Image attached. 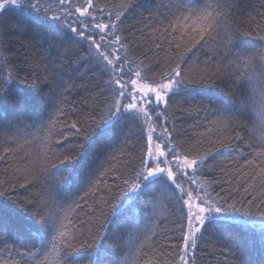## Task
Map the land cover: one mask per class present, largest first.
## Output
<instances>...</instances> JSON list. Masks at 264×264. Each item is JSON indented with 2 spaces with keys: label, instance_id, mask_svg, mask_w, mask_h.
<instances>
[{
  "label": "trees",
  "instance_id": "1",
  "mask_svg": "<svg viewBox=\"0 0 264 264\" xmlns=\"http://www.w3.org/2000/svg\"><path fill=\"white\" fill-rule=\"evenodd\" d=\"M42 2L56 8L55 0ZM177 2L94 0L106 9L105 17L107 10L115 13L121 5H134L120 24L127 45L121 54L127 52L130 59L142 62L150 77L159 78L179 64L182 76L194 82L169 99L167 126L185 151L207 157L200 173L207 190L246 206L255 197L251 210L259 206L264 211V172L260 171L264 157L259 155L264 153V127L249 111H237L249 99L247 77L264 71V0H234L235 7L216 16L214 30H207L203 38L199 25L196 31L182 27V14L173 7ZM216 2L189 0L181 7L202 10L211 4L220 11ZM76 3L83 0H73ZM27 17L18 12L0 15V65L6 64L0 77L10 75L18 88L30 90L34 81L39 96L28 115L8 105L0 119V191L26 208L42 230L48 225L41 217H67L63 220L68 226L67 243L61 245L59 264H90L82 257L97 233L103 234L104 223L122 237L120 249L109 250L125 264H170L169 253L175 249L170 237L180 235V213L166 196L153 193L147 197L150 203L141 197L128 210L138 228L110 215L123 181L139 167L140 128L135 123H128L123 131L117 127L115 137L96 138L81 156L84 137L94 134L106 112L108 77L87 59L83 47L58 38L47 29V22L31 25ZM85 170L90 173L87 177ZM228 231L232 236L244 235L236 225ZM223 232L215 227L204 234L197 242L194 264H238L240 257L228 252L230 237ZM54 235L49 232L47 240ZM6 240L26 251L15 237ZM259 258L255 251L244 254L245 260Z\"/></svg>",
  "mask_w": 264,
  "mask_h": 264
},
{
  "label": "snow or ice",
  "instance_id": "2",
  "mask_svg": "<svg viewBox=\"0 0 264 264\" xmlns=\"http://www.w3.org/2000/svg\"><path fill=\"white\" fill-rule=\"evenodd\" d=\"M55 2L56 8L53 10L50 6L45 7L42 0H0V15L9 12L28 14L30 24L35 27L47 22V29L58 38L83 47L87 59L93 62L101 75L108 77L106 89L110 95L104 105L106 112L101 114L99 123L93 129L94 134L84 137L81 156L86 154L87 148L95 143L96 138L115 137L117 127L123 131L128 123H135L140 128L142 150L139 167L134 169L130 179L123 181V187L110 206V215L138 228V221L127 215L128 210L141 197H146L145 202L150 203L147 197L159 193L166 196L180 213V235L173 233L170 237L175 242V249L169 253L172 257L170 264H194L197 242L210 228L215 227L224 229L223 235L230 237L228 252L240 257L238 264H264V211L259 210V206L255 212L251 210L255 197L248 200L246 206L241 201L230 203L218 194L213 196L205 187L207 182L200 178L207 157L185 151L167 126L169 99L178 90L194 82L182 76L179 64L159 78L150 77L142 62L133 61L127 52L121 54L120 50L127 49V45L120 35V24L123 23L125 12L134 5H121L115 13L107 10L105 17L106 9L98 7L94 0H83V3L76 4H73V0ZM188 2L178 0L173 7L182 14L183 28L196 31V26H200L201 38L207 30L213 29L216 16L224 15L225 8L235 7L234 0H224L223 3L217 0L216 8L220 11H215L211 4H205L202 10L181 7ZM50 11H54L51 16ZM105 18L108 23L101 22ZM5 67L6 64L0 65V71ZM247 82L251 85L252 77H247ZM31 84V90L18 88L10 75L7 78L0 77V119L8 105L22 116L28 115L36 107L39 103L38 89L34 81ZM249 90L248 102H241L237 111L247 110L258 120L264 121V91L255 87ZM257 96L261 99L258 100ZM161 119L164 123H159ZM72 128L76 129V124H72ZM145 132L146 139L143 138ZM259 155L264 157V153ZM261 163H264V159ZM260 171L264 172V167ZM89 174L87 170L84 171L85 177ZM26 213L27 209L18 201L0 191V264H21V261L23 264H59L63 251L61 245L67 243L68 226L63 223L67 217H41L48 225L42 230ZM232 225L239 226L244 235L232 236L228 231ZM101 228L103 234L97 233L82 258L88 259L90 264H125L115 257L114 251L109 250H119L122 237L107 223L102 224ZM53 231L55 235L50 241L47 240V234ZM12 237L20 241V246L26 251L21 252L9 246L6 238ZM107 241L113 243L106 245ZM246 251H255L259 260H245ZM17 256L20 260H16Z\"/></svg>",
  "mask_w": 264,
  "mask_h": 264
},
{
  "label": "clouds",
  "instance_id": "3",
  "mask_svg": "<svg viewBox=\"0 0 264 264\" xmlns=\"http://www.w3.org/2000/svg\"><path fill=\"white\" fill-rule=\"evenodd\" d=\"M250 87H255L259 91H264V71L253 72L251 85L248 83V88L250 89ZM257 99L260 100L261 97L257 96ZM256 122H258L261 127H264V121L258 120Z\"/></svg>",
  "mask_w": 264,
  "mask_h": 264
}]
</instances>
